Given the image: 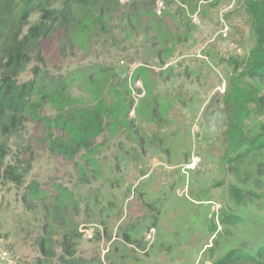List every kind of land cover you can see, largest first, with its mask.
Segmentation results:
<instances>
[{
    "label": "rangeland",
    "instance_id": "rangeland-1",
    "mask_svg": "<svg viewBox=\"0 0 264 264\" xmlns=\"http://www.w3.org/2000/svg\"><path fill=\"white\" fill-rule=\"evenodd\" d=\"M130 1L102 22L82 17L64 58L57 38L46 42L65 95L10 141L7 162L33 165L22 186L0 181L2 264H36L43 239L53 264H215L264 246V153L240 166L245 180L231 168L264 124L251 0L148 1L136 18L124 16ZM52 134L87 147L54 153ZM34 181L47 200L26 204Z\"/></svg>",
    "mask_w": 264,
    "mask_h": 264
},
{
    "label": "trees",
    "instance_id": "trees-1",
    "mask_svg": "<svg viewBox=\"0 0 264 264\" xmlns=\"http://www.w3.org/2000/svg\"><path fill=\"white\" fill-rule=\"evenodd\" d=\"M156 0H131V11L124 13L127 17H139L140 4ZM118 0H0V181H7L22 186L32 171V160L7 162L10 156V141L17 137L28 122H45V105L55 102L56 96L65 95L66 84L54 74L48 66L45 46L48 40L58 39L57 53L64 58L71 53L76 44L78 25L82 17L95 19V23L111 16ZM249 12L254 17L258 28L257 48L252 52L250 74L253 77L264 76V0H251ZM34 15L39 20L30 23ZM27 28V29H26ZM33 79L20 82L21 75L31 64ZM264 108V98L256 102ZM264 110V109H263ZM64 124H73L67 118ZM52 128V126H51ZM50 150L57 154L73 158L82 146V141L75 146L61 142L51 136ZM246 150L239 151L232 159V170L245 180L246 172L240 166L251 154L256 158L264 153V124L262 133L250 139ZM261 179L264 185V163L259 162ZM263 169L261 170V168ZM231 197L237 205H243L248 198L239 188L231 189ZM26 202H42L47 200L45 192L37 181L31 182L23 195ZM230 225L237 224L238 219L228 217ZM43 258L36 264H53L55 253L46 252V240L39 244ZM215 264H264V246L254 255L233 250L219 259Z\"/></svg>",
    "mask_w": 264,
    "mask_h": 264
},
{
    "label": "built area",
    "instance_id": "built-area-1",
    "mask_svg": "<svg viewBox=\"0 0 264 264\" xmlns=\"http://www.w3.org/2000/svg\"><path fill=\"white\" fill-rule=\"evenodd\" d=\"M7 261V255L4 253H0V264Z\"/></svg>",
    "mask_w": 264,
    "mask_h": 264
}]
</instances>
